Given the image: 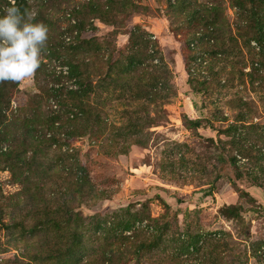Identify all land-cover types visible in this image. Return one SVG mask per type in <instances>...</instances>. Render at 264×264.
Returning a JSON list of instances; mask_svg holds the SVG:
<instances>
[{
  "label": "rangeland",
  "instance_id": "1",
  "mask_svg": "<svg viewBox=\"0 0 264 264\" xmlns=\"http://www.w3.org/2000/svg\"><path fill=\"white\" fill-rule=\"evenodd\" d=\"M22 1L0 264H264V0Z\"/></svg>",
  "mask_w": 264,
  "mask_h": 264
},
{
  "label": "clouds",
  "instance_id": "2",
  "mask_svg": "<svg viewBox=\"0 0 264 264\" xmlns=\"http://www.w3.org/2000/svg\"><path fill=\"white\" fill-rule=\"evenodd\" d=\"M36 16L35 10L22 12L16 0L0 15V82L31 79L41 67L49 27Z\"/></svg>",
  "mask_w": 264,
  "mask_h": 264
},
{
  "label": "trees",
  "instance_id": "3",
  "mask_svg": "<svg viewBox=\"0 0 264 264\" xmlns=\"http://www.w3.org/2000/svg\"><path fill=\"white\" fill-rule=\"evenodd\" d=\"M19 2V8L22 10H24V3L22 0H17ZM22 2V4H21ZM21 4V5H20ZM22 6V7H21ZM4 86H7L6 84H4V82H0V111H1V105H3V100L5 99V97L3 96L2 92L5 91L6 87ZM10 87H11V84H10Z\"/></svg>",
  "mask_w": 264,
  "mask_h": 264
}]
</instances>
